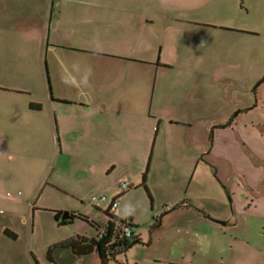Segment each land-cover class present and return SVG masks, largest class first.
<instances>
[{
    "label": "crops",
    "instance_id": "0c3cea01",
    "mask_svg": "<svg viewBox=\"0 0 264 264\" xmlns=\"http://www.w3.org/2000/svg\"><path fill=\"white\" fill-rule=\"evenodd\" d=\"M238 1L0 0V190L15 191H0V264H84L92 253L102 264L98 248H66L98 237L114 197L122 219L119 200L145 173L149 197L147 186L166 192L160 262L264 264V53L256 32L199 18ZM217 31L243 35L240 50L209 56ZM167 152L177 159L161 164ZM52 191L65 205L48 235L34 199ZM95 195L108 201L95 207ZM58 212L90 222L60 224ZM79 221L89 230L72 229Z\"/></svg>",
    "mask_w": 264,
    "mask_h": 264
},
{
    "label": "rangeland",
    "instance_id": "374dc122",
    "mask_svg": "<svg viewBox=\"0 0 264 264\" xmlns=\"http://www.w3.org/2000/svg\"><path fill=\"white\" fill-rule=\"evenodd\" d=\"M225 6H218L217 9H208V11L203 14L199 18H202V20L206 21H214L217 23H224L229 24L232 27H235L238 29V31H241L238 28L244 27L246 31H254L256 32V37H250V39L254 38V42L256 45V52L257 56L263 55L264 53V0H239L236 3V6L226 5ZM193 37L196 36V33L192 31ZM243 35L236 36V35H229L228 33L222 34V32H212L209 33L206 36V40L204 41L203 50L206 51V53L210 55H216V56H226L231 55L232 53L238 52L240 50V46L238 44H235L238 42V40L243 39ZM192 37V38H193ZM234 38V40H233ZM250 39H248L250 41ZM247 40V39H246ZM251 42V41H250ZM258 63H261V61L258 60ZM259 65V64H258ZM258 65H257V71H258ZM6 77H0V82L4 85H8V82L5 80ZM213 78H208V85L209 87L212 86V84L216 83L212 81ZM239 83V81H237ZM219 85V82H218ZM227 83H224V86H226ZM164 156H167V161H173L174 157H171L167 154L162 155L160 163L162 164V159H164ZM172 162L165 164L168 168L171 167L170 165ZM33 173L32 175L37 174ZM152 173L156 175L157 171L153 170ZM151 173V174H152ZM173 174V173H172ZM36 176L31 177L33 181H31V184H35ZM154 178V179H153ZM41 177L38 180L40 181V188L37 187L38 194H42V188H44L47 184L48 180L46 177L41 179ZM155 177L151 178V182L153 185H155ZM150 182V183H151ZM22 187V186H21ZM152 187V186H150ZM147 186L148 191H150V196L146 190L145 187H139L137 189L133 188L130 190V192L126 193L120 200V211L118 210L117 214L126 221H136L137 225H139V229L141 232V238L143 243L142 244H134L130 249H124L123 252L119 255H117V261L113 262L112 264H164L163 262H160L159 260L161 257H165L167 255L168 250L164 249V246L162 245L163 241L159 239V236L156 234L157 226L161 223L160 216L162 214H165L166 212L162 210L161 202L166 197L164 194H166L163 189H157L156 185L152 187L155 197L153 196L151 192V188ZM24 191L25 188H22ZM4 193V195L10 199V195H13L15 191L13 189H3L0 190ZM170 193V191H169ZM173 193V191H172ZM9 195V196H8ZM156 198V200H154ZM4 200L3 204H6ZM34 203L38 205V207H41L42 215L46 217V222L44 229L47 231L48 235H50L52 232H56L58 228L54 227L53 220L54 216L52 215V209H57L58 207H61L65 205V201L61 195H58L57 191H52V193H44L42 198L34 199ZM123 210V211H121ZM124 212V213H123ZM157 217L158 220H157ZM77 225H73L72 229L81 227L83 230H89V226L84 222H77ZM229 242L232 241V230H227V234L225 237ZM224 244H228L227 242H224ZM224 250V256L225 261L227 263H231V257L232 253L228 245L223 246ZM97 253H92L88 256H86V263L84 264H98L97 259Z\"/></svg>",
    "mask_w": 264,
    "mask_h": 264
},
{
    "label": "trees",
    "instance_id": "16d2710c",
    "mask_svg": "<svg viewBox=\"0 0 264 264\" xmlns=\"http://www.w3.org/2000/svg\"><path fill=\"white\" fill-rule=\"evenodd\" d=\"M143 186L146 187V173L143 176ZM108 214L109 220L108 222L103 226V236L98 237L94 239L92 242H95L97 245L98 251L100 253L102 264H108L110 260H113L116 258V255L120 253L123 249H126L130 247V245L137 243L139 239L136 236L135 238L129 240L125 238L120 237V227L125 224L129 223L132 227H134V224L126 221L124 219H120L116 217L115 215ZM62 213L58 212L56 214V219L60 222V224L68 223L69 220H61ZM71 218H82L88 222H90L85 216L82 215H72ZM93 225H95L94 222H91ZM115 240V241H113ZM50 256V255H49ZM51 258V256H50Z\"/></svg>",
    "mask_w": 264,
    "mask_h": 264
},
{
    "label": "built area",
    "instance_id": "2783aa9c",
    "mask_svg": "<svg viewBox=\"0 0 264 264\" xmlns=\"http://www.w3.org/2000/svg\"><path fill=\"white\" fill-rule=\"evenodd\" d=\"M131 186H132L131 181L128 179H124L120 184V189L122 192H124V191L130 189ZM91 201L95 207L101 208L102 205L108 201V198L105 195H95L91 198ZM117 207H118V198L114 197V198L109 200L108 206L105 210L107 213L114 215ZM119 231H120V237L121 238L131 240V239L135 238V236H136L134 228L128 222L123 224L120 227ZM103 232H104V230L99 233V237L103 236ZM113 241H115V240H113Z\"/></svg>",
    "mask_w": 264,
    "mask_h": 264
},
{
    "label": "water",
    "instance_id": "95a60500",
    "mask_svg": "<svg viewBox=\"0 0 264 264\" xmlns=\"http://www.w3.org/2000/svg\"><path fill=\"white\" fill-rule=\"evenodd\" d=\"M62 219L64 220L71 219V215L68 212H65L62 216ZM215 221L224 226L226 225L225 221H221V220H215ZM96 248L97 245L95 244V242H82L78 245H74L66 249L70 250L73 255H87L94 252Z\"/></svg>",
    "mask_w": 264,
    "mask_h": 264
}]
</instances>
